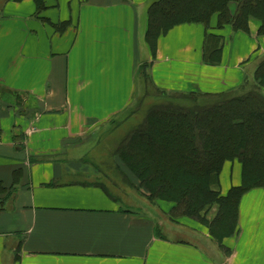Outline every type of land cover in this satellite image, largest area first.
Instances as JSON below:
<instances>
[{
	"label": "crops",
	"instance_id": "obj_1",
	"mask_svg": "<svg viewBox=\"0 0 264 264\" xmlns=\"http://www.w3.org/2000/svg\"><path fill=\"white\" fill-rule=\"evenodd\" d=\"M40 1L0 7V264H264V189L241 199L224 255L195 226L165 228L126 207L71 154L131 107L141 70L166 93L242 90L264 54L258 23L234 33L213 19L208 33L222 44L207 59L200 24L175 26L149 48L152 0ZM241 172L224 163L221 195ZM185 231L193 241L176 237Z\"/></svg>",
	"mask_w": 264,
	"mask_h": 264
},
{
	"label": "trees",
	"instance_id": "obj_2",
	"mask_svg": "<svg viewBox=\"0 0 264 264\" xmlns=\"http://www.w3.org/2000/svg\"><path fill=\"white\" fill-rule=\"evenodd\" d=\"M41 2L37 0V9L42 8ZM146 15L145 41L150 49L173 27L200 24L206 32L207 59L222 44L208 33L213 19L215 29L228 26L234 33H247L253 20L258 35H264V0H153ZM140 77L150 84L145 70ZM253 80L251 90L243 95L166 93L150 84L158 102L113 153L137 179L147 199L173 204L168 214L173 222L187 218L208 227L225 255L230 250L221 243L237 233L241 199L252 190L264 189V57ZM227 161L241 164V184L221 195L219 175ZM211 209L216 213L208 220Z\"/></svg>",
	"mask_w": 264,
	"mask_h": 264
},
{
	"label": "rangeland",
	"instance_id": "obj_3",
	"mask_svg": "<svg viewBox=\"0 0 264 264\" xmlns=\"http://www.w3.org/2000/svg\"><path fill=\"white\" fill-rule=\"evenodd\" d=\"M4 1L6 0H0V7ZM263 57L264 54L251 65V71L245 78V83L242 87V90L233 93L234 95H243L251 90L254 84L253 72L258 62ZM140 78L141 81L139 84V95L134 99L131 107L123 114L116 116L108 124L100 127V129L95 131L93 135L83 139L82 144H79L74 148V151H72L71 154H74L76 158H82L77 159L74 162L75 165L72 167H74L76 170H85L95 174L97 176L95 180L107 186L108 190L117 198H119L126 207H129L133 210H139L141 212H153L155 214V220L157 219L156 221L161 223V226H165V228L169 226L174 228V225L170 224L173 221L168 217L173 204L147 199V193L138 187L139 183L137 179L126 167H124L120 160L113 155L117 144L121 142L128 131H130L142 121L145 113L151 105H154L158 102V100L155 99V93L151 85L146 84V82L143 80L144 78ZM215 213L216 209H211L207 214V219L212 220ZM176 222L199 228L197 229L200 230L199 233L203 232L205 234L206 239L210 240L209 242L215 250L217 243L211 239L208 232V227H205L203 224L200 225L187 218H180ZM190 235L191 233L185 231L177 233L176 237L187 241H193ZM199 235L203 236L201 234ZM195 242L200 244V242ZM219 249L220 252L224 254L223 247L221 246Z\"/></svg>",
	"mask_w": 264,
	"mask_h": 264
},
{
	"label": "water",
	"instance_id": "obj_4",
	"mask_svg": "<svg viewBox=\"0 0 264 264\" xmlns=\"http://www.w3.org/2000/svg\"><path fill=\"white\" fill-rule=\"evenodd\" d=\"M65 143L72 144V143H75V140H67Z\"/></svg>",
	"mask_w": 264,
	"mask_h": 264
}]
</instances>
